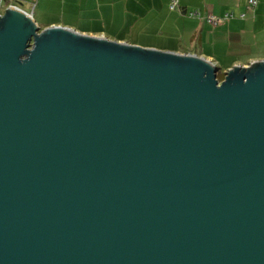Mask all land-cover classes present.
<instances>
[{
    "label": "water",
    "instance_id": "1",
    "mask_svg": "<svg viewBox=\"0 0 264 264\" xmlns=\"http://www.w3.org/2000/svg\"><path fill=\"white\" fill-rule=\"evenodd\" d=\"M0 14V264H264V60Z\"/></svg>",
    "mask_w": 264,
    "mask_h": 264
},
{
    "label": "crops",
    "instance_id": "2",
    "mask_svg": "<svg viewBox=\"0 0 264 264\" xmlns=\"http://www.w3.org/2000/svg\"><path fill=\"white\" fill-rule=\"evenodd\" d=\"M176 1L170 8L171 0H3L0 14L19 7L42 29L60 25L96 37L111 35L117 42L196 54L221 72L264 60V0L251 8L245 0ZM227 12L232 17L220 24L206 21L207 15Z\"/></svg>",
    "mask_w": 264,
    "mask_h": 264
},
{
    "label": "built area",
    "instance_id": "3",
    "mask_svg": "<svg viewBox=\"0 0 264 264\" xmlns=\"http://www.w3.org/2000/svg\"><path fill=\"white\" fill-rule=\"evenodd\" d=\"M2 1L3 0H0V5L2 4ZM245 1H246L248 8L254 7L257 3V0H245ZM176 2H177L176 0H171L170 8H174L176 5ZM195 14H196V12H190V15H195ZM231 17H232V13H229V12L225 13L223 16L207 15L206 21L209 24L216 25V24L222 23L223 21H225Z\"/></svg>",
    "mask_w": 264,
    "mask_h": 264
},
{
    "label": "rangeland",
    "instance_id": "4",
    "mask_svg": "<svg viewBox=\"0 0 264 264\" xmlns=\"http://www.w3.org/2000/svg\"><path fill=\"white\" fill-rule=\"evenodd\" d=\"M42 29V28H41ZM104 36L108 39V40H114L115 38H114V36H111V35H107V34H104ZM131 39H133L132 37H125V40H131ZM136 39H139V40H141V37H139L138 36V38H136ZM226 72V71H225ZM225 72H222L223 73V77H224V74H225ZM218 73V72H217ZM218 79V78H217Z\"/></svg>",
    "mask_w": 264,
    "mask_h": 264
},
{
    "label": "trees",
    "instance_id": "5",
    "mask_svg": "<svg viewBox=\"0 0 264 264\" xmlns=\"http://www.w3.org/2000/svg\"><path fill=\"white\" fill-rule=\"evenodd\" d=\"M217 78L219 81H221L223 79V73L221 71H218Z\"/></svg>",
    "mask_w": 264,
    "mask_h": 264
}]
</instances>
